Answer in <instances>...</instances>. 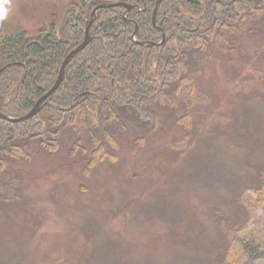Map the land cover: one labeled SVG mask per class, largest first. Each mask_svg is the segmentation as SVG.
Wrapping results in <instances>:
<instances>
[{"label":"trees","instance_id":"obj_1","mask_svg":"<svg viewBox=\"0 0 264 264\" xmlns=\"http://www.w3.org/2000/svg\"><path fill=\"white\" fill-rule=\"evenodd\" d=\"M115 1L132 6L126 18L137 24L136 40L132 37L134 23L123 16L125 6L99 8L89 27L88 43L70 58L62 81L41 102L39 111L22 121L0 117V181L7 178L0 185L16 191L13 197L0 194V202L19 197L21 191L15 181L24 178L20 175L23 170L14 169L17 172L13 173L7 161L28 159L25 147L32 139L40 148L56 152L58 135L66 125L75 128L77 134L88 133V144L81 143L79 137L71 151L84 152L83 169L90 172L117 161L119 142L115 133H127V123L139 127L141 135L134 137L139 146L157 133L153 106L181 110L175 122L186 132L179 139H171L173 144L186 139L180 149L175 148L178 154L183 147L195 145L201 138L199 124L193 127L195 108H200L203 100L197 72L204 73L220 59L230 62L235 48L244 50L234 43L235 39L253 36L257 40L248 52L249 69L264 85V41H259L264 33V0H162L156 25L152 22L154 0H70L66 22L59 30L54 18L48 27L42 25L33 34L1 26L0 67L5 68L0 73V110L10 116L29 111L54 82L65 55L83 40L93 7ZM160 28L165 36L162 43H158L162 38ZM234 79L240 80V75ZM260 95L264 101V91ZM98 130L101 139L95 133ZM202 147L195 171L197 174L199 164V185L208 190L200 204L199 230L210 235L214 230L219 237L211 239L208 235L203 264H264V163L253 165V174L241 176L223 163L214 148L206 144ZM212 162L222 165L215 168L210 166ZM160 205L163 212L171 210L166 204ZM133 206L132 200L123 205L113 202L104 215L119 216L124 225L134 226L139 208L134 211ZM146 207L144 204L145 213L149 211ZM77 226L79 231H95L82 232L89 233H81L84 241L109 229L97 216ZM188 228H194L190 221L185 225V230ZM179 256H185V261ZM195 262L199 264V252L191 249L166 263Z\"/></svg>","mask_w":264,"mask_h":264},{"label":"rangeland","instance_id":"obj_2","mask_svg":"<svg viewBox=\"0 0 264 264\" xmlns=\"http://www.w3.org/2000/svg\"><path fill=\"white\" fill-rule=\"evenodd\" d=\"M69 4L70 0H8L9 11L0 28L26 29L33 34L54 18L59 30L66 22ZM256 41L253 36L235 39L244 50L235 48L230 62L220 59L204 73L197 72L203 100L198 104L200 114L195 108L193 127L199 124L201 138L179 154L175 148L180 149L186 139L175 145L171 139L186 132L175 122L182 112L157 106H153L160 128L157 133L139 146L134 142L141 135L139 127L127 123V133H115L117 161L92 172L83 169L84 152L71 151L79 137L88 144L86 131L80 135L71 125L64 126L54 153L29 140L25 147L28 159L7 161L13 173L23 170L19 174L24 178L15 181L20 196L0 202V264H167L172 256L191 249L199 252V264H203L210 234L199 230L200 204L208 190L199 185V164L195 171L202 146L214 148L223 163L241 176L253 174V165L264 163V101L260 95L264 85L249 69L248 56ZM237 74L241 81H235ZM100 132L95 133L101 139ZM0 194L13 197L16 191L0 185ZM130 200L136 205L134 211L139 208L137 225L126 226L119 216L104 215L113 202L123 205ZM144 204L149 209L146 213ZM160 204L169 206L171 210L165 209L169 213ZM95 216L109 229L84 241L82 232L95 231H79L77 224ZM187 221L194 224L193 229L185 230ZM213 231L210 238H219Z\"/></svg>","mask_w":264,"mask_h":264},{"label":"water","instance_id":"obj_3","mask_svg":"<svg viewBox=\"0 0 264 264\" xmlns=\"http://www.w3.org/2000/svg\"><path fill=\"white\" fill-rule=\"evenodd\" d=\"M162 0H154V7H153V11H152V22L154 25H156L155 22V18H156V11H157V7L159 5V3ZM116 5H123L125 6V10L123 12V16L125 17V20L127 21H132L135 25L134 30L132 32V37L134 40L135 39V34L137 31V24L135 23V21H133L132 19H128L126 18L127 13L129 12V10L131 9V5L128 3H125L123 1H115V2H100L98 4H96L93 9L91 10L90 13V17L87 19L86 23H85V31H84V38L83 40L77 44L76 46H74L63 58L60 67H59V71H58V75L55 78L54 82L52 83V85L35 101L34 105L30 108L29 111H27L26 113L19 115V116H10L5 114L4 112H2L0 110V117L9 121H22L25 119H28L29 117L33 116L34 114H36L39 109H40V104L41 102L48 96L50 95L60 84V82L63 79V75L65 72V67L67 65V63L69 62L70 58L79 50H81L82 48L85 47V45L88 43L89 39H90V34H89V27L91 25V23L94 21V19L96 18V15L98 13V9L99 8H103V7H112V6H116ZM161 29V28H160ZM162 32V38L158 43H162L164 41V32L161 29ZM139 42V41H138ZM139 43H144V44H152L153 41H143V42H139ZM5 68V66H1L0 67V73L2 72V70Z\"/></svg>","mask_w":264,"mask_h":264},{"label":"clouds","instance_id":"obj_4","mask_svg":"<svg viewBox=\"0 0 264 264\" xmlns=\"http://www.w3.org/2000/svg\"><path fill=\"white\" fill-rule=\"evenodd\" d=\"M8 11V0H0V21L6 18Z\"/></svg>","mask_w":264,"mask_h":264}]
</instances>
